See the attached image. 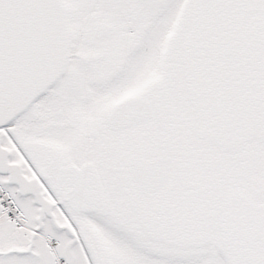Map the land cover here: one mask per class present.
<instances>
[{"label":"snow or ice","instance_id":"snow-or-ice-1","mask_svg":"<svg viewBox=\"0 0 264 264\" xmlns=\"http://www.w3.org/2000/svg\"><path fill=\"white\" fill-rule=\"evenodd\" d=\"M0 264H264V0H0Z\"/></svg>","mask_w":264,"mask_h":264}]
</instances>
